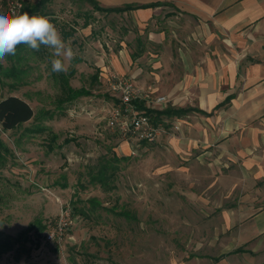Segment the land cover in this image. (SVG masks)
I'll list each match as a JSON object with an SVG mask.
<instances>
[{
    "label": "rangeland",
    "instance_id": "obj_1",
    "mask_svg": "<svg viewBox=\"0 0 264 264\" xmlns=\"http://www.w3.org/2000/svg\"><path fill=\"white\" fill-rule=\"evenodd\" d=\"M8 1L0 0V5ZM40 14L50 18L62 38L63 33L73 32L63 39L77 55L66 74L51 72V51L45 46L44 53L26 47L0 63L2 70L13 68L16 74L1 76L0 97L24 99L38 118L17 130L0 128V235L16 239L33 224L13 251L1 257L0 264L212 260V253L218 252L212 251V227L219 222L212 212L209 156L198 159L192 154L183 159L157 143L160 137L141 145L131 156L120 149L121 137L106 127L108 109L119 103L107 81L113 71L107 68L106 76L97 82L92 76L100 72L96 64L101 59L109 64L121 42L135 45L129 42L130 28L122 13L94 11L80 0H50ZM70 71L69 86L85 88L90 95L60 105L64 97L61 75L69 76ZM70 109L79 116L69 117ZM159 123L166 127L163 121ZM96 129L101 137L94 134ZM114 153L127 158L115 164V188L103 191L89 184L86 169L104 156L111 159ZM92 198L97 206L90 209L87 200ZM68 205L73 217L68 238L60 245L46 242L48 225Z\"/></svg>",
    "mask_w": 264,
    "mask_h": 264
},
{
    "label": "crops",
    "instance_id": "obj_2",
    "mask_svg": "<svg viewBox=\"0 0 264 264\" xmlns=\"http://www.w3.org/2000/svg\"><path fill=\"white\" fill-rule=\"evenodd\" d=\"M96 2L133 8L122 17L135 43L121 42L107 66L101 59L98 79L110 68L167 97L162 105L142 102L155 111L184 110L161 116L166 130L157 143L183 157L209 156L218 252L176 264H264V0ZM176 122L181 127L171 134Z\"/></svg>",
    "mask_w": 264,
    "mask_h": 264
},
{
    "label": "trees",
    "instance_id": "obj_3",
    "mask_svg": "<svg viewBox=\"0 0 264 264\" xmlns=\"http://www.w3.org/2000/svg\"><path fill=\"white\" fill-rule=\"evenodd\" d=\"M50 0H28L24 1L22 4V8L19 13L23 12H28L30 15H43L45 14H40L41 10L44 9L45 5L47 2ZM81 2L87 3L90 5L94 11H99V12H106V13H122L129 11L133 9L132 7L125 6L123 8H102L98 5L96 0H80ZM72 31L70 33H63V38L67 39L72 35ZM27 46L24 44H21L17 47L16 52H22L25 51V48ZM34 53H44L45 50L43 48V45L40 47L39 51H35L30 49ZM47 54V53H46ZM13 56H8L6 57L7 59L11 60ZM13 69V68H12ZM10 69L8 70H2V66L0 64V78L1 76H14L16 77V74L13 72V70ZM73 75V71L69 72V76L66 75H61L62 79V95L64 96L61 101H59V104L62 105L64 102L72 103L76 99L80 97H85L89 96L90 92L86 90L85 88H79V89H74L68 84V77ZM98 74H94L92 76V81L97 82ZM134 106L136 110L138 111H143L146 115H148L151 120L154 123H159L161 120V116L165 117H171V116H178L183 113V109H175V108H166L164 111H155V110H150L145 108L144 104L142 102H134ZM31 121H38V118L35 117V113L31 106L22 98L13 96V95H8L5 97H0V128L2 131L7 132V131H13L17 130L24 124L31 122ZM27 132H33L31 128L26 129ZM37 131H41L37 129ZM36 132V130L34 131ZM56 136L53 135L51 136V142H55ZM65 142H68L65 140ZM51 146V144H49ZM51 149V147H50ZM127 159L126 157H119L117 154H112L111 159L104 156L100 158L98 163L95 166H90L86 169V175L88 179V183L91 185H97L103 191H111L115 188V186L112 184L113 182V174L115 172L116 166L115 164L118 163L119 161ZM87 203L90 205V209H93L95 206H97V200L95 198L88 199ZM73 210L75 211V204H72ZM80 214L86 215L84 212L80 210ZM41 230L45 229V227L40 226ZM33 228V224H31L26 232L16 239H12L10 237H3L0 235V259L1 257L10 252L13 251L14 246L16 243L20 241L23 236H26V234L31 231Z\"/></svg>",
    "mask_w": 264,
    "mask_h": 264
},
{
    "label": "built area",
    "instance_id": "obj_4",
    "mask_svg": "<svg viewBox=\"0 0 264 264\" xmlns=\"http://www.w3.org/2000/svg\"><path fill=\"white\" fill-rule=\"evenodd\" d=\"M24 1L28 0H9L0 5V11L19 13ZM107 81L119 103L108 109L106 126L121 137L123 144L129 149V154L135 156L138 147L156 142L166 129L162 123H154L144 112L136 110L134 102L162 105L168 102V98L155 96L149 88L141 87L132 77L119 76L110 72L107 75ZM69 113L73 116L74 110H70ZM180 127L179 122L172 124L171 134L179 131ZM71 214L69 205L60 210L53 224L48 225L46 242L60 245L68 238L67 230L73 224Z\"/></svg>",
    "mask_w": 264,
    "mask_h": 264
},
{
    "label": "clouds",
    "instance_id": "obj_5",
    "mask_svg": "<svg viewBox=\"0 0 264 264\" xmlns=\"http://www.w3.org/2000/svg\"><path fill=\"white\" fill-rule=\"evenodd\" d=\"M21 44L35 51H39L42 45L48 48L51 51V72L57 74H66L77 55L50 18L28 12L0 11V63H6L8 56H15Z\"/></svg>",
    "mask_w": 264,
    "mask_h": 264
}]
</instances>
